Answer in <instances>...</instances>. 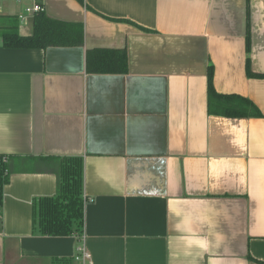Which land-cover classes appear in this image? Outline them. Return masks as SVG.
<instances>
[{"label":"crops","instance_id":"obj_1","mask_svg":"<svg viewBox=\"0 0 264 264\" xmlns=\"http://www.w3.org/2000/svg\"><path fill=\"white\" fill-rule=\"evenodd\" d=\"M35 4L83 43L0 37V264H84L79 235L33 229L64 158L83 161L87 264H264V0H1L0 17L30 36ZM210 66L259 116L209 113Z\"/></svg>","mask_w":264,"mask_h":264},{"label":"trees","instance_id":"obj_2","mask_svg":"<svg viewBox=\"0 0 264 264\" xmlns=\"http://www.w3.org/2000/svg\"><path fill=\"white\" fill-rule=\"evenodd\" d=\"M19 18L0 17V37L8 49H46L51 46H80L83 30L53 21L43 12L34 20V32L30 36L19 33ZM118 67L110 68L105 61L96 63L88 54V70L93 73L127 72V58L120 54ZM107 60V59H106ZM247 73L254 76L248 60ZM208 111L211 115L228 118H252L259 116L257 107L249 99L237 95L218 94L214 87V68L208 69ZM6 156H0V213L3 207V189L10 180ZM51 160V159H50ZM58 162L57 194L36 199L33 203V229L41 236L66 237L80 235L84 229L85 198L83 161L77 158L55 159Z\"/></svg>","mask_w":264,"mask_h":264},{"label":"built area","instance_id":"obj_3","mask_svg":"<svg viewBox=\"0 0 264 264\" xmlns=\"http://www.w3.org/2000/svg\"><path fill=\"white\" fill-rule=\"evenodd\" d=\"M1 1V0H0ZM19 2H23V1H31V0H17ZM44 11V7L40 4H35L32 7H28L26 9V14H38ZM20 20L24 19V16H19L18 17ZM7 161V159H5V162ZM79 246L77 248V256H76V260H79L81 262H83L84 264L87 263H91V255L89 254V252L87 251L86 245H85V239L86 236L84 234V232L82 234L79 235Z\"/></svg>","mask_w":264,"mask_h":264}]
</instances>
